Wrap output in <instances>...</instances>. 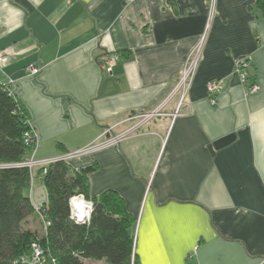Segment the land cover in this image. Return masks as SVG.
Segmentation results:
<instances>
[{"label":"crops","instance_id":"crops-1","mask_svg":"<svg viewBox=\"0 0 264 264\" xmlns=\"http://www.w3.org/2000/svg\"><path fill=\"white\" fill-rule=\"evenodd\" d=\"M203 34L182 94L178 77ZM0 51L8 53L0 82L27 111L36 159L158 112L122 141L69 161L93 166L89 197L113 191L123 200L137 264H264V19L252 0H0ZM241 59L254 93L235 73ZM210 80L220 85L213 103ZM35 172L34 212L21 224L41 236L47 194Z\"/></svg>","mask_w":264,"mask_h":264},{"label":"trees","instance_id":"trees-1","mask_svg":"<svg viewBox=\"0 0 264 264\" xmlns=\"http://www.w3.org/2000/svg\"><path fill=\"white\" fill-rule=\"evenodd\" d=\"M252 1L264 19V0ZM28 119L23 105L0 87V264H25L22 258H30L33 242L54 264H83L85 259L137 264L134 219L123 200L113 191L89 197L86 176L94 169L92 165L75 169L55 161L46 166L44 174L42 168L34 169L47 194L38 211L47 225L41 236L22 227L24 218L34 212L27 196L33 170L22 166L32 151L24 143ZM75 195L92 204L87 222L76 223L69 217V199Z\"/></svg>","mask_w":264,"mask_h":264},{"label":"built area","instance_id":"built-area-1","mask_svg":"<svg viewBox=\"0 0 264 264\" xmlns=\"http://www.w3.org/2000/svg\"><path fill=\"white\" fill-rule=\"evenodd\" d=\"M213 1V0H211ZM205 34H203L197 46L192 49L184 63V66L182 68V71L178 77L177 81V89L183 94L186 91V88L189 84V81L197 67L199 56H200V51L202 48V43L204 40ZM116 55H112L108 58H105L102 63L101 67L102 69L106 71H110L113 63L117 60ZM8 61V53L6 51H0V69L7 63ZM249 68V62L247 60L241 59L235 63V73L239 79V82L241 85L245 86V90L248 93H254L258 90V86L255 82L249 83L248 82V77H247V69ZM27 70L29 74L34 75L38 72V69L29 66L27 67ZM247 84V85H246ZM0 87H2L4 90L7 91L8 94L11 95V92L8 88V85L6 82H0ZM220 85L217 81L210 80L206 83V91L209 96V100L211 103L214 102V95H216L219 92ZM182 99V97H181ZM180 99V103H181ZM180 103L178 106H180ZM158 114L157 111H153L151 113H146V114H139L135 116L129 117L128 120L133 121V125L116 135L111 136L110 138H105L104 140H99L97 142H93L87 146H84L82 148L76 149L72 152L69 153H64L60 157L53 158V159H36L35 158V132L34 129L31 125H29V130L25 134L24 138V143L31 146L32 151L31 154L28 158V160L24 163H22V166L27 167L28 170L31 172L32 170L36 168H42V174L45 173V168L48 164L53 163L55 161H63L66 163H69L70 160L78 157H82L84 155L91 154L93 152H96L100 149H102L105 146L112 145L115 143H118L122 141L125 137H127L130 133L138 129L143 123L148 121L151 117L155 116ZM111 128H106L102 135H108L109 131ZM69 217L72 221L76 223H84L87 222L89 219V215L92 209V204L90 201H87L83 198L81 195H75L72 196L69 199ZM44 226L47 225V222L44 220L43 216L40 215ZM31 256L30 258H22L23 263H34V264H54L55 261L52 258H45L43 250L38 246L36 242L31 243Z\"/></svg>","mask_w":264,"mask_h":264}]
</instances>
